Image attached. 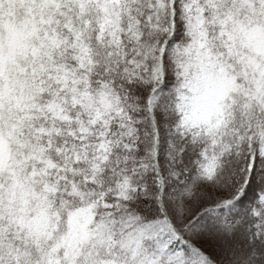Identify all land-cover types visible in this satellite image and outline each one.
I'll list each match as a JSON object with an SVG mask.
<instances>
[{"label":"snow or ice","instance_id":"snow-or-ice-1","mask_svg":"<svg viewBox=\"0 0 264 264\" xmlns=\"http://www.w3.org/2000/svg\"><path fill=\"white\" fill-rule=\"evenodd\" d=\"M0 264H264V0H0Z\"/></svg>","mask_w":264,"mask_h":264}]
</instances>
